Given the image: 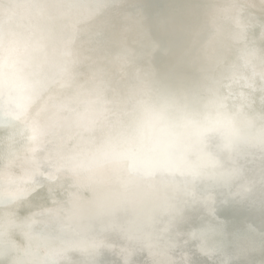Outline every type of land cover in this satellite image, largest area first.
Wrapping results in <instances>:
<instances>
[{"label": "water", "instance_id": "water-1", "mask_svg": "<svg viewBox=\"0 0 264 264\" xmlns=\"http://www.w3.org/2000/svg\"><path fill=\"white\" fill-rule=\"evenodd\" d=\"M39 1L33 5L36 9H27L28 14H25L23 10L28 8V1L0 0V119L3 122L13 120L18 127L23 126L19 123L23 112L15 110L23 104V94L35 93V97L30 99L33 100L31 107L35 124L47 111H60L49 107L47 110L45 106L48 104L59 100L65 101L63 105L72 104L69 101L75 102L76 97L69 91V84L85 85L93 82V75H84L81 69L89 63L97 68L101 67L107 57L116 56L120 52V46L125 43L130 50H141L149 55V59L161 56L163 63L164 54L169 55L176 45H183L194 53V60L187 61L183 58L181 64L169 57L170 61H165L162 73L168 74L167 65L172 66L173 81L180 84L179 92L172 100L179 104L180 109H184L187 103L192 104V116L212 120L209 123L212 122L213 125H202L209 134V139L199 141L196 147L205 149L208 156H215L221 151L236 153L238 150H232V145L237 148L248 145V151L241 154V160L244 162L250 154L257 152L256 156L264 163V92L261 95L248 93L241 89L238 82L231 80L233 76L241 74L250 84L264 83V43L260 40V36L264 35V14L259 10L247 7L243 0H210L216 8L222 3L227 5L232 2L234 6H242L248 10L241 13L243 19L241 18L240 24L225 25L215 20L221 17L220 13L205 19L200 17L202 9L195 4L205 0ZM126 2L141 7L144 13L147 6L152 5L153 9L156 8L158 18L168 19V26H173L163 29L159 22L150 23L149 18L144 15L145 17L135 22L136 26L129 34L127 25L132 24L135 18L128 13L124 5ZM105 10L109 15L108 20L100 18ZM248 13L250 16H247ZM64 18L55 32L51 29L47 33L43 31V23ZM192 25L204 27L208 32L207 36L190 33ZM116 29L118 34L112 32ZM183 33L186 36L189 34L192 42L182 44ZM220 33L234 35V43L231 40H210L211 35ZM25 35L30 37L25 38ZM27 39L29 46L26 48L22 40ZM12 43H17L16 48L9 51L12 55L1 51L5 46L13 45ZM251 52L255 54L254 57ZM19 57L27 58V61ZM232 64L239 65L240 69L235 71L231 68ZM122 66H118L117 71ZM23 72L28 73L32 81H19ZM48 72L51 73L47 74ZM57 74H64V77L57 78L56 88L51 91L44 88L46 84L55 83L53 79ZM5 80L7 84L1 88ZM110 83L112 82L105 81V84ZM90 89L91 85L86 90V95L95 92ZM224 91H228L233 99L234 116L240 118V124L214 120L216 116L207 113L213 107L225 110L229 106L221 97L225 95ZM30 100L26 102V106ZM137 103L129 105L127 111L134 112L136 106H139ZM261 108L263 110L260 115L250 113ZM58 115L62 121L69 120L63 114ZM192 131L194 128L187 130L189 134H194ZM61 132L63 130L54 131L53 135L58 138ZM8 133L13 134V130ZM71 134L89 135L90 130L87 127H74ZM27 135L28 132L24 129L19 133L15 142L18 150H21ZM133 145H137V151L119 161L115 168L125 169L126 172H103L105 169L94 171L96 175L90 183L86 174L75 170H67L59 175V169H67L62 161L61 148L58 150L49 142L42 144L36 155L50 153L55 156L56 164L53 160H45L39 163L36 174L27 170L24 179L29 181L32 191L40 192L47 188L50 199L30 204V215L18 210L12 214L14 219L0 215V264H187L188 256L184 250L186 244L194 248L199 254L198 258L211 257L220 235L210 220L220 197H228L231 201L220 207V214L227 220L230 231L247 223L260 228L261 221L264 220V201H261L264 187L263 191L258 188L251 190L258 195L252 202L220 189H214L208 199L206 195H201L202 188L208 182H175L168 176H162L163 181L174 182V187L169 188L166 193L156 191L151 189L145 161L154 154L152 158L162 163L167 154H156L147 144ZM227 145L231 146L225 147ZM178 149L174 151L181 154L182 148ZM0 157V170L10 173L9 165ZM134 172L141 175L144 188L138 193L121 195L117 184L123 178L132 177ZM72 175L76 179L71 182ZM123 175L126 177H122ZM109 176L117 180L116 185L109 184ZM68 182L74 193L69 188L67 192L70 195L64 197L60 188L68 186ZM16 185L11 186V192L20 191ZM126 196L125 200L130 201L131 207L128 210L117 208V203ZM4 197L0 199V204L24 199L21 192ZM178 202H181L183 208ZM187 203L191 207H187ZM138 204L141 205L140 208L137 207ZM175 205L177 208L173 207ZM196 214L207 219L191 226L189 220ZM4 225L17 226L18 234L15 239L18 241L9 237ZM235 259L259 264L262 256L259 249H256Z\"/></svg>", "mask_w": 264, "mask_h": 264}, {"label": "bare ground", "instance_id": "bare-ground-1", "mask_svg": "<svg viewBox=\"0 0 264 264\" xmlns=\"http://www.w3.org/2000/svg\"><path fill=\"white\" fill-rule=\"evenodd\" d=\"M25 1L29 2L28 8L23 10L26 14L27 9H36V6L33 5L39 0ZM243 1L247 7L259 10V12L264 14V0ZM124 5L128 9V13L135 18L132 24L127 25L129 34L136 26L135 22L145 16L149 18L150 23L159 22L163 29L173 26V24L168 26V19L158 18L159 15L156 8L153 9L152 5L147 6L145 13L141 7L135 6L133 3L126 2ZM166 5L169 8L171 7L168 3ZM185 5L187 6V4ZM195 5L202 9L201 18L218 16L220 13L221 17L223 16L222 19L217 17L215 20L225 25L240 24L242 22L241 18L243 19L241 13L248 11L242 6H234L232 2H228L227 5L222 3L218 8L210 0L200 1ZM213 7H215V10ZM247 16H250V13ZM100 18L108 20L107 10L103 11ZM64 20L65 18L43 23V31L47 33L51 29L55 32ZM19 23L22 22L19 21ZM191 28L192 32L190 31V33H195L202 37L207 36L208 32L204 27L192 25ZM117 29L112 30V32L118 34ZM28 36L30 37V35H25L24 37L28 38ZM233 36L230 33L213 34L210 40H231L234 43L232 40ZM36 37L37 39L39 38L38 36ZM181 37L184 41L182 44L186 45V43L189 44V41L192 42L189 34L186 36L183 33ZM260 37V40L264 43V35ZM22 41L24 47L27 48L29 46L28 39ZM12 44L5 46L4 50L1 51L12 55L9 51L15 49L17 43ZM120 47V52L114 57L108 56V59L101 67L97 68V66L89 63L81 69L84 75H93V82L87 83L92 86L90 90L95 91L94 93L85 94L89 88L86 83L85 85L84 83L69 84V91H72L74 97H76L75 102L69 101L72 104L63 105L65 101L59 100L57 103L50 102L51 104H46L47 110H49V107L60 111H47L44 116L39 117L37 124L32 119L33 110L31 106H33V100H30L35 97V93L23 94L21 97L23 104L15 109L23 112V118L19 122L23 126L18 127V124L13 120L3 122L0 119V156L3 157L5 163L11 169L10 173L0 170V199L20 192L21 197H24L22 201L11 200L8 204H0V215L2 217L14 219L15 217L12 214L15 210L21 211L25 215H30L32 213V208L29 207L30 204L49 201L50 196L47 193V188H43L40 192L32 191L29 181L24 179L27 170H30L32 174H36L39 163H43L45 160H53L55 161L54 164H56L55 156L50 153L42 156L36 155L38 148L46 142L51 143L58 150L61 148L62 161L67 165V169H59V175L66 173L67 170L71 172L75 170L86 174L90 183L94 181L96 175L94 171H103L105 169L106 171L103 172L110 173L111 170L126 172L125 169L119 170L115 168L118 166L119 161L137 151V148H135L137 145H133L136 143L149 145L155 150L154 152H157L156 154H167L165 161L162 163L152 158L154 154L148 156L145 161L146 172L150 175L151 189L156 191L159 190L166 193L169 192V188L174 187V182L163 181L162 176H168L175 182L178 180L180 182H208V185H205L201 190V195L204 197L206 195L208 199H210L211 192L214 189H220L252 202L258 198V195L255 192H251V190L258 188L263 191L264 163L262 159L256 156L257 152L250 154L243 162L241 154L248 151L246 148L248 145H241L238 148L232 145V150H238L236 153L221 151L215 156H208L206 150L197 148L196 144L199 141H207L209 139V134L205 132L202 125H206L212 120L195 118L190 114L192 104L187 103L184 109H180L179 104L172 100L173 96L179 92L180 84L173 81L174 73L170 64L167 65L168 74L162 73L165 61L169 63L170 58H173L182 64L183 58L187 61L194 60V53L183 45H176L169 55H163V63L161 56L149 59L150 56L145 55L141 50L138 52L130 50L126 43ZM251 54L253 57L255 56L254 53L251 52ZM19 58L27 61V58ZM120 65L123 66L117 71V67ZM231 68L238 71L240 66L232 64ZM250 69L248 68V70ZM66 71L68 72L69 70L67 69ZM50 73L48 72L47 74ZM64 74H57V77L53 79L55 83H52V85L46 84L44 88L50 91L54 90L58 84L57 78L62 79ZM21 75L19 81H32L28 73L23 72ZM231 80L238 82L241 89L246 90L248 93L261 95L264 92V83L250 84V81L246 80L241 74L233 76ZM105 81L112 83L105 84ZM6 84L7 80L1 84V88ZM257 88L258 90H256ZM224 92L225 95L221 97L229 103V106L225 110L220 107H213L207 113L214 114L216 116L214 120L240 124V118L234 116L233 99L228 91ZM28 100H30V103L26 106ZM134 103L139 106H136L137 108L134 112H128V106ZM262 110V108L254 109L250 113L260 115ZM59 113L68 117L69 120L62 121L59 118ZM121 116L125 118H121ZM93 121L97 123L93 124ZM209 124L213 125L212 122ZM74 127H87L90 130V134H71V130ZM188 128H194V131L191 132L194 134H189L187 132ZM23 129L27 130L28 135L23 142L21 150H18L15 142ZM12 130L13 134H9L8 132ZM57 130H63V133L61 132L58 138L53 135V132ZM259 133L261 134V132ZM62 144L65 145L62 146ZM229 146L231 145L225 147ZM178 148H182L181 154L174 151L179 150ZM18 155L19 158H17ZM72 176L71 182L76 179L75 175ZM131 176L129 178L123 175L122 177L126 178L121 179L117 184L121 195L138 193L144 188L142 187L144 186V181L140 174L134 172ZM260 178L263 180H260ZM107 180L109 184L116 185L117 180L114 177L109 176ZM15 183L20 191L14 193L11 192V186ZM66 186L60 188L61 195L64 197L70 195L67 192L69 188L74 193L69 182L68 186ZM125 199H127V196L117 203V208L128 210L131 207L130 201ZM261 201H264V196ZM178 205L183 208L181 202H178ZM186 205L191 207L189 203ZM140 206V204L137 205L138 208ZM149 206L153 207L152 204H149ZM173 207L177 208L176 205ZM185 209L191 210V208ZM4 228L8 230L9 237L18 241V239H15L18 234L16 225H4Z\"/></svg>", "mask_w": 264, "mask_h": 264}, {"label": "snow or ice", "instance_id": "snow-or-ice-1", "mask_svg": "<svg viewBox=\"0 0 264 264\" xmlns=\"http://www.w3.org/2000/svg\"><path fill=\"white\" fill-rule=\"evenodd\" d=\"M230 202L228 197H220L213 209L210 223L216 227L220 235L214 255L198 258L199 254L195 252L194 248L186 244L184 250L188 256L187 264H256L255 261L235 259V257L247 255L256 249H259L262 256L259 264H264V220L261 221L259 229L253 224L247 223L241 228L230 231L227 220L220 214V207ZM205 219L207 218L196 214L190 218L189 224L195 226Z\"/></svg>", "mask_w": 264, "mask_h": 264}]
</instances>
